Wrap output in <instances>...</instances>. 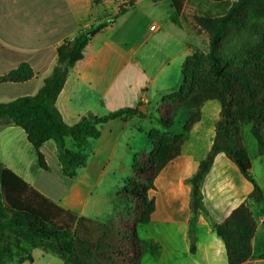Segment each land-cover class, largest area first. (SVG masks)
<instances>
[{
  "label": "crops",
  "instance_id": "obj_1",
  "mask_svg": "<svg viewBox=\"0 0 264 264\" xmlns=\"http://www.w3.org/2000/svg\"><path fill=\"white\" fill-rule=\"evenodd\" d=\"M120 1L0 0V75L23 62L36 74L24 83L0 84V103L36 94L56 63L57 46L108 22L72 68L56 106L70 126L87 115L103 117L126 108L138 109L144 117L109 120L100 126V137H87L80 149L67 137V148L86 156L85 165L73 177L62 174L54 141L40 148L49 167L44 170L25 131L0 122V162L5 167L62 208L101 221L122 210L117 190L132 176L134 157L142 151L152 152L148 134L163 130L159 122L162 98L180 87L184 62L192 55L196 41L183 20L181 25L171 21L170 1L135 0L118 15ZM200 111L201 119L188 133L181 153L159 172L154 189L148 192L155 209L150 221L138 228L139 238L147 242L139 264H229L225 244L214 225L223 223L243 203H248L257 228L252 255L242 264H264L263 205L251 199L253 183L226 153L217 154L203 180L206 212L191 209L188 180L212 148L221 105L209 100ZM183 113L189 117V110L183 109L175 124ZM246 129L251 131V126H246L243 134ZM256 145L252 151L245 146L236 157L264 190V155ZM52 163L56 178H49ZM41 178H46L48 185L41 184ZM32 250L30 263L34 264Z\"/></svg>",
  "mask_w": 264,
  "mask_h": 264
},
{
  "label": "trees",
  "instance_id": "obj_2",
  "mask_svg": "<svg viewBox=\"0 0 264 264\" xmlns=\"http://www.w3.org/2000/svg\"><path fill=\"white\" fill-rule=\"evenodd\" d=\"M168 1L173 9L171 21L181 25L187 0ZM134 2L130 0L120 6L118 15ZM199 22L209 32V52L204 59L197 52L187 57L180 87L162 98L159 122L163 130L150 131L152 152L142 151L132 160L133 174L117 190L122 210L115 217L106 221L80 217L45 197L0 162V232L2 236L6 233L15 236L14 243L0 245V264H7L6 259L13 256L14 248L26 254L20 263L32 262L30 250L41 248L58 255L65 264H139L147 242L139 238L138 228L150 221L155 209L148 192L154 189L159 172L181 153L188 133L201 119V106L209 100L220 103L221 118L210 152L188 180L192 186L191 209L194 213L206 212L202 183L217 154L224 152L253 183L251 199L262 204L264 212V190L236 157L238 151L245 149L243 129L248 125L259 154L264 155V68L256 58L250 62L244 56L247 35L256 33L264 39V0H237L224 15ZM107 24L104 22L94 29L100 31ZM88 32H79L57 46L56 63L36 94L0 103V122L12 123L25 131L44 170L49 167L40 148L48 141L55 142L62 174L66 177H73L86 163L85 155L67 148V137H72L80 149L87 137L99 138L100 126L109 120L133 115L144 117L138 109L126 108L103 117L87 115L73 126L63 120L56 101L72 68L84 58L91 40ZM35 75L29 63L23 62L0 75V84L24 83ZM183 109L189 110V117L183 131L173 133L175 118ZM256 228L248 203L240 205L223 223L214 225L225 244L229 264H242L252 255Z\"/></svg>",
  "mask_w": 264,
  "mask_h": 264
},
{
  "label": "rangeland",
  "instance_id": "obj_3",
  "mask_svg": "<svg viewBox=\"0 0 264 264\" xmlns=\"http://www.w3.org/2000/svg\"><path fill=\"white\" fill-rule=\"evenodd\" d=\"M130 0H122L120 1V6H122L124 3H128ZM237 0H226L223 3H217L210 0H187L182 13V20L185 23V25L189 28V30L196 36L195 41V47L193 49V53L200 54L203 59L209 52V41H210V35L207 29H205L199 22V20L205 19V18H211L215 19L222 15H224L232 3H234ZM99 10L102 9V7L98 8ZM173 12V9H172ZM264 39H262L258 34L252 33L245 37V42L247 43L246 47H244L245 50V58L248 59L250 62L254 60L255 58L260 62L261 66L264 68ZM262 42V43H261ZM188 118H185V113H183L182 117L179 119V121L176 122L174 126V131L177 133H181L183 131V125L186 122ZM250 126V125H248ZM246 127V126H245ZM244 138V145L246 146V149L248 151H252L253 148H255L257 145V141L252 135L251 131L249 129H246L243 134ZM252 145L254 147H252ZM56 169L55 165L52 163V170L49 175V178H56ZM40 183L43 185H48L49 181L46 180V178H41ZM118 204L120 202L118 201ZM7 242L14 243L15 242V236L9 233H6V235L2 236V233L0 232V245L5 244ZM43 251L41 249H33L32 253L34 254L36 262L34 264H64L63 259L59 257L58 255H55L49 251H46L47 253H42ZM45 256V258H44ZM25 258L26 254L18 252L16 248H14V254L11 258H7V264H23L26 262V264H31L29 261H25L23 263H20V258ZM53 258V259H52ZM51 259V262H50ZM29 262V263H28Z\"/></svg>",
  "mask_w": 264,
  "mask_h": 264
},
{
  "label": "water",
  "instance_id": "obj_4",
  "mask_svg": "<svg viewBox=\"0 0 264 264\" xmlns=\"http://www.w3.org/2000/svg\"><path fill=\"white\" fill-rule=\"evenodd\" d=\"M96 33H97V30H96V29L89 31V32L87 33L88 38H89V39H92L93 36H94Z\"/></svg>",
  "mask_w": 264,
  "mask_h": 264
}]
</instances>
